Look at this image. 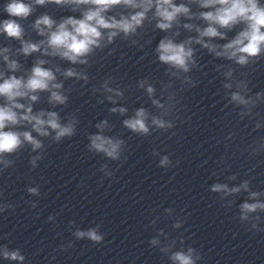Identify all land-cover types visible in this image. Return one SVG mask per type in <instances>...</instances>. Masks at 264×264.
<instances>
[{
	"label": "clouds",
	"instance_id": "clouds-1",
	"mask_svg": "<svg viewBox=\"0 0 264 264\" xmlns=\"http://www.w3.org/2000/svg\"><path fill=\"white\" fill-rule=\"evenodd\" d=\"M193 2L198 3L201 8L211 9L199 13V18L206 21L208 26L202 30L196 29L201 38L196 40L197 43H203V37L224 39L225 33L219 29L232 30L235 26L243 24V29L230 42L222 46L223 51H216L217 46L215 45L204 44L203 46L209 51L215 52L217 56L234 59L240 65H245L250 57H256L264 51V4H261V0H193ZM48 3L72 5L74 11L80 6L88 7L83 11L82 18L77 19L69 16L58 24L49 15H41L35 20L32 27L38 35L46 36V40H41L38 43L24 40L25 29L19 21L26 20L31 16L36 5L42 6ZM121 5L134 11L128 15H121L119 19L107 15L115 6ZM2 9L8 18L0 20V33L6 34L9 38L20 40L22 45L20 51L25 56L41 51L42 46L46 44L47 47L43 49L45 55L59 56L72 64L87 63V60L83 58L91 53L94 47H100V41L103 39L102 30H108V41L111 42L120 32H123L125 36L135 33L136 29L142 26L147 19L150 11L157 21L156 27L162 31L171 29L173 24L178 22L180 16L188 18L192 16L189 7L184 3L177 4L175 0H6ZM184 27L191 29L192 25L185 24ZM190 43L191 39L184 43H174L167 37L161 39L156 49L159 61L188 71V64L193 55V50L186 46ZM8 51L7 48L3 49L5 53ZM3 58L11 72L15 73L19 69L17 61H10L7 55ZM46 63V60H37L26 77L14 74L5 76L0 72V98L5 101L0 104V157L6 153H15L25 142L32 146L33 151L40 149L43 146L42 142L36 139L32 132L41 137H47L50 135L49 129H51L55 133L53 139L56 141L75 134V121L62 124L55 111L33 113L32 103L39 100L37 93L49 92V103L52 104H64L67 101V97L59 91L63 85L56 82L57 78L52 69L44 67ZM56 71H59V68ZM63 75L65 77L81 76V78L87 79L86 76L71 68L67 69ZM225 87H230V85H225ZM107 90L113 91V89ZM153 91L151 86L147 88L149 95ZM117 95H122V93L117 92ZM22 99H27L32 103L27 105L20 103L19 101ZM108 99L112 100V97H108ZM232 100L243 105L250 103L238 93L232 94ZM153 103L162 107L158 101L154 100ZM111 111L123 114L127 109L113 108ZM148 115L145 109L140 108L132 118L124 120L123 123L131 131L147 135L149 133L146 123ZM22 123L31 125L32 131L14 130ZM152 124L159 128L170 126L159 118H153ZM106 126L107 121L96 125L100 131L89 137V150L103 153L113 160L119 159L124 142L103 135ZM168 163L167 157L160 160L161 166ZM241 188L247 191L248 181H244L240 187L231 189L227 185L214 184L211 191L232 194L240 192ZM29 192L36 194L37 190L30 188ZM259 195L260 193L251 192L250 199L255 200ZM240 210L241 219H247L249 213L264 210V202H245L240 206ZM74 235L77 239L87 238L96 243L103 239V236L95 228L87 231L77 230ZM152 243L156 244L158 241L153 239ZM161 250L166 252L168 248ZM2 255L4 259L12 261L22 262L25 259L19 250L8 251L5 248ZM170 259L173 264H195L191 248L187 252H173Z\"/></svg>",
	"mask_w": 264,
	"mask_h": 264
}]
</instances>
